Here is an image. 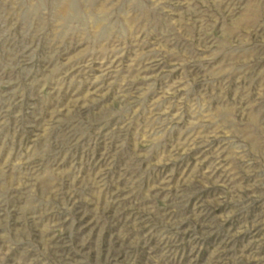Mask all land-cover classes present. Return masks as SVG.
Here are the masks:
<instances>
[{
	"label": "rangeland",
	"instance_id": "rangeland-1",
	"mask_svg": "<svg viewBox=\"0 0 264 264\" xmlns=\"http://www.w3.org/2000/svg\"><path fill=\"white\" fill-rule=\"evenodd\" d=\"M0 264H264V0H0Z\"/></svg>",
	"mask_w": 264,
	"mask_h": 264
}]
</instances>
